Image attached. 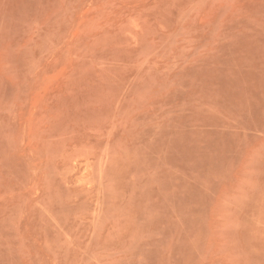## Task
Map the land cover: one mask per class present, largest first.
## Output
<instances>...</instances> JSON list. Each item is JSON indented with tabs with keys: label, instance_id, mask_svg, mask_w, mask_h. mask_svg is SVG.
<instances>
[{
	"label": "rangeland",
	"instance_id": "obj_1",
	"mask_svg": "<svg viewBox=\"0 0 264 264\" xmlns=\"http://www.w3.org/2000/svg\"><path fill=\"white\" fill-rule=\"evenodd\" d=\"M0 264H264V0H0Z\"/></svg>",
	"mask_w": 264,
	"mask_h": 264
}]
</instances>
